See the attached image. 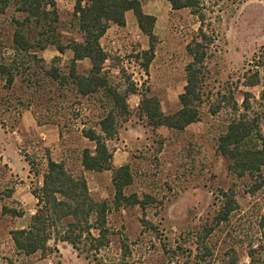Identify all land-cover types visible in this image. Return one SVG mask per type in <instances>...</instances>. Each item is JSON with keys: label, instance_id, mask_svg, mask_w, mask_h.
I'll use <instances>...</instances> for the list:
<instances>
[{"label": "rangeland", "instance_id": "374dc122", "mask_svg": "<svg viewBox=\"0 0 264 264\" xmlns=\"http://www.w3.org/2000/svg\"><path fill=\"white\" fill-rule=\"evenodd\" d=\"M138 1L144 13L155 17L156 40L147 73L142 65L146 63L143 52L149 44L137 22L136 27L130 22L125 27L110 24L114 25L112 39L100 38L107 54L103 67L109 78L122 89L128 85L136 88L126 99L128 117L106 140L112 155L109 170L88 171L81 165L82 149H92L93 143L80 135L83 125L79 122L86 127L97 120L102 113L97 103L99 94L72 99L63 108L58 126L40 121L46 110L35 105L34 89H28L25 78L15 76L12 86L6 87L5 76L0 73V264H7L6 259L13 264H97L63 242L50 241L46 249L27 256L14 250L10 232L29 223L35 203L31 190L40 186L48 156L63 162L73 173L82 174L94 199L109 202L114 194L112 170L128 168L131 181L122 192L136 194L144 203L111 207L107 226L112 235L109 249L103 253L106 258L115 256L124 241L131 250L130 264H173L164 256L160 243L186 238L211 222L221 192L233 194L244 216L264 215V188L252 191L254 179L230 172L228 161L217 151L216 139L227 119L225 112L211 115L203 104L199 120L178 130L165 127L158 119L149 121L144 115L142 99L157 100L164 115L179 108L178 95L185 84L184 68L189 62L185 45L199 23L187 8L172 10L166 0ZM74 2L58 0L64 35L76 33ZM206 5L212 7L210 16H219L221 35L218 48L205 60L207 86L213 92H226L244 64L264 45V0H241L231 6L207 0ZM18 17L21 16L12 5L0 14V60L13 53L12 19ZM37 55L43 60L44 70H48L53 57L59 56L55 64L65 71L71 58L69 50L59 55L52 46ZM88 68L87 59L76 64L80 74ZM236 99L240 101L238 93ZM4 207L21 215L5 213ZM142 220L150 222L154 229L144 226ZM227 230L222 227L209 238L215 258H233L229 264H248L244 244L232 243L234 253L228 248L230 243L224 237Z\"/></svg>", "mask_w": 264, "mask_h": 264}, {"label": "trees", "instance_id": "16d2710c", "mask_svg": "<svg viewBox=\"0 0 264 264\" xmlns=\"http://www.w3.org/2000/svg\"><path fill=\"white\" fill-rule=\"evenodd\" d=\"M166 1L172 10L187 8L199 23L197 32L185 45L189 56L184 68L185 84L178 95L179 108L174 113L164 115L155 99H142L140 108L149 121L158 119L165 127L177 130L198 121L203 104L207 105L211 115L225 112L227 119L216 139L217 151L228 161L230 172L254 179L252 191L264 188V45L244 64L234 85L229 83L226 92H213L207 86L205 60L216 51L221 39L219 16H210L212 7L208 8L207 0ZM239 1L208 0L215 5L220 2L227 6ZM10 5L21 17L12 19L15 25L13 53L0 60L5 86L11 87L15 76L25 78L28 89H34L35 105L46 110L40 121L58 126L64 115L63 108L72 99L99 94L97 103L102 113L92 126L85 127L79 122L83 125L79 129L80 135L93 143L92 149H82L81 165L88 171L109 170L112 155L106 140L117 133L119 122L128 117L126 99L136 92V88L128 85L122 89L109 78L103 67L107 54L100 45V38L110 24L124 26V13L132 11L139 30L148 39L149 48L143 52L147 59L142 65V70L147 73L156 40L153 32L155 17L144 13L138 0H75L76 33L69 36L60 30L61 18L55 0H0V14ZM49 46L54 47L59 55L65 50L71 52L65 71L55 64L59 56L53 57L48 70H44L43 60L37 52ZM84 59L88 60L89 68L80 74L76 71V64ZM236 93L240 95L239 102ZM130 181L127 167L113 169L112 201L96 200L90 195L82 174L73 173L63 162L48 156L41 184L31 190L35 203L29 223L10 232L14 250L27 256L46 249L50 241L63 242L78 255L97 264H130L131 250L124 241L112 258L103 254L109 249L112 235L107 226L111 207L144 203V199L140 200L136 194H123V186ZM233 197V194L221 192L219 207L211 222L186 238L160 243L168 262L229 264L233 258L217 260L209 245L210 236L227 227L224 237L230 243V251L234 253L231 244L239 242L246 246L248 264H264V215L244 216ZM3 210L12 216L21 215L14 209L4 207ZM142 222L154 229L150 222ZM6 263L13 264L7 259Z\"/></svg>", "mask_w": 264, "mask_h": 264}, {"label": "crops", "instance_id": "0c3cea01", "mask_svg": "<svg viewBox=\"0 0 264 264\" xmlns=\"http://www.w3.org/2000/svg\"><path fill=\"white\" fill-rule=\"evenodd\" d=\"M55 3H56L57 9H60V4L58 3V0H56ZM128 22H130V24H132V23L135 24V27H136V20H134V18L131 16V14H130L129 11H126L124 13V23H125V25L123 27H125ZM113 27H114V25H110L107 28V30L105 31L104 35L101 37V39L105 38L106 36H108L110 39H112L111 36H112V29H113ZM137 28H138V26H137Z\"/></svg>", "mask_w": 264, "mask_h": 264}]
</instances>
